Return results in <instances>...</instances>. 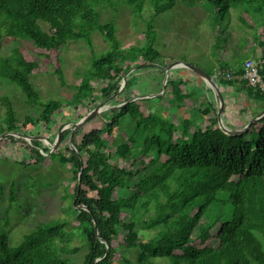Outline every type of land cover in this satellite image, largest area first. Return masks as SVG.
Listing matches in <instances>:
<instances>
[{"label":"trees","instance_id":"16d2710c","mask_svg":"<svg viewBox=\"0 0 264 264\" xmlns=\"http://www.w3.org/2000/svg\"><path fill=\"white\" fill-rule=\"evenodd\" d=\"M146 1L124 0L137 15ZM178 1L214 10L220 23L231 18V9L241 7L248 15L260 18L264 25V0H166L167 6ZM111 2L0 0V43L27 40L40 50L52 51L60 50L69 41L83 40L93 48L92 35L98 30L110 42L108 51L93 57L91 67L76 85V93L65 103L55 99L41 101L32 81L33 71L40 68L38 59H29L20 47L13 48L8 55L0 54V77L15 83L26 95L28 105L36 110L37 118L27 116V122L51 124L54 114L64 106L78 109L81 104L93 103L96 107L99 103L95 94H100L103 101L115 95L133 66L143 65L129 75L126 88L110 100L113 105L137 95L136 72L142 68H161L164 73L163 67L144 66L168 65L167 58L154 46L152 22L143 52L144 64L139 62L140 58L130 60L129 51L121 47L113 21L101 23L100 7ZM165 7L159 5L154 14ZM41 22L50 24V30H44ZM223 34L221 30L216 43L218 50ZM242 69L238 72L242 73ZM260 73L264 81V62ZM218 82L223 86L239 85V93L245 92L249 102L258 105V110H252L251 119L264 109L263 90L250 87L245 80H228L224 74ZM184 83L169 76L166 85V92L170 90L172 94L168 102L178 108L196 94L184 90ZM164 97L165 93L157 96L159 101ZM2 102L5 112L0 135L18 130L21 123L13 102L8 97H3ZM142 109L136 100L106 111L111 117H106L108 120L102 127L90 130L81 143L73 139L76 149L67 146V152H59L60 162L71 165L74 172V190L67 195L72 199L70 209L89 245L84 264H93L96 259H101L96 264H114L115 242L121 233L120 245L139 248L137 264H154L151 260L155 258H168L169 264H264V246L257 235V232L264 235V116L244 133L228 134L219 127L214 96L199 107L207 121L205 126L195 125L189 117L177 123L163 114ZM124 113L143 131L146 152L155 153L149 162L142 157L144 153H137L140 146L132 137L124 138L114 152L107 151L106 136L121 129ZM71 131L60 134L59 139L69 137ZM162 156L165 160L158 166ZM113 157L130 166L118 160L113 162ZM154 167H159V171ZM80 178L82 188L74 203ZM121 189L132 194L121 196ZM151 209L153 214L143 219ZM139 220L143 228L156 229L157 234L147 241L141 240ZM65 226V220L40 223L17 245L0 229V264H70L61 256L59 247L54 246L55 240L69 241ZM107 244L111 249L105 256ZM79 248L73 251L78 252Z\"/></svg>","mask_w":264,"mask_h":264},{"label":"rangeland","instance_id":"374dc122","mask_svg":"<svg viewBox=\"0 0 264 264\" xmlns=\"http://www.w3.org/2000/svg\"><path fill=\"white\" fill-rule=\"evenodd\" d=\"M164 4L166 7L154 14L156 7ZM100 12L101 23L106 24L113 21L115 24L121 47L129 51L130 60L140 58L139 62L144 64L143 52L148 40L149 23L152 22L155 33L154 46L167 58L168 63L174 60H185L213 74L217 73L216 69L221 63V68L218 69L221 74L217 76V81L229 66H240L245 60L257 57L258 46L253 41L264 32V25L260 22V18L248 15L241 7L231 9V18H226L221 23L214 10L200 4L189 6L182 1H178L173 6H167L166 0H147L140 15H137L124 0H112L110 4L100 7ZM41 25L44 30H50V24L41 22ZM221 30L224 34L220 39L221 49L218 50L216 43ZM92 38L93 48L83 40H79L69 41L60 50L52 51L40 50L27 40L0 43V54L8 55L13 48L20 47L29 59H38L40 68L33 71L32 81L40 93L41 101L47 102L55 99L65 103L76 93V85L80 84L91 67L93 57L100 56L110 49V42L106 40L101 31L94 32ZM233 41L238 45H234ZM132 48L134 49L131 50ZM136 73V86L139 91L136 92L137 95L161 92L164 79L161 68H142ZM204 83L206 84L205 81ZM141 87L143 90L140 89ZM3 97H8L13 102L21 123L18 130L6 131L0 135V229L8 233L13 245H17L23 240L25 234L33 231L38 224L65 220L64 229L69 241L64 243L55 240L54 246L59 247L61 256L70 264H84L89 245L85 234L79 228L75 213L70 209L72 199L70 195H67L68 192L72 193L74 190V172L71 165H64L60 162L59 153L67 152L66 147H72V144L69 141L70 136L62 141L59 137L60 134L72 130L71 122L80 120L81 116H85L88 110L94 108V104H81L78 109L64 106L54 114L51 124L35 125L26 121L27 116L37 118L36 110L26 101V95L15 83L1 77L0 122L5 112ZM95 97L96 103L103 102L100 94L96 93ZM171 98L172 94L170 90H167L164 100L159 101L157 97H154L143 101L137 100V102L144 108L142 109L144 112L163 114L177 123L189 117L194 120L195 125H206V118L200 114L199 108L195 105L196 101L189 98L182 108H178L168 102ZM108 106H113V103L109 101ZM106 117L110 118L111 113L104 112L92 119L77 130L73 139L81 143L90 130L102 127L103 123L108 120ZM120 128L115 129L114 134L106 136L107 151L114 152L118 143H122L124 138L132 137L140 146L136 148L137 153H144L142 157L146 162L155 156L152 151L146 152L143 131L136 126L135 120L128 113L122 115ZM18 134L26 135V137ZM37 151L40 153L38 154ZM137 157L140 159V155ZM117 160L112 158L113 162ZM164 160L165 156H162L159 164L157 163L158 166ZM118 161L125 166H130L122 160ZM155 170L159 171V167ZM130 194L132 191L127 189L119 191L121 196ZM153 212L151 209L143 216V219L146 220ZM137 229L143 241L157 234L156 229L143 228L140 220ZM257 235L264 246V235L259 232ZM120 242H123V233L115 242L117 253L114 264H137L139 248H128L120 245ZM77 247H80L79 251H73ZM151 262L169 264L170 260L155 258Z\"/></svg>","mask_w":264,"mask_h":264},{"label":"water","instance_id":"95a60500","mask_svg":"<svg viewBox=\"0 0 264 264\" xmlns=\"http://www.w3.org/2000/svg\"><path fill=\"white\" fill-rule=\"evenodd\" d=\"M141 66H143V65L133 66L127 71V73L123 77L122 85H121L119 91L115 95H113L110 98L106 99L105 101L101 102L99 105H97L92 110H90L80 120H78L76 122H71L72 125H73V128H72V131H71V134H70V137H69V141L72 144V149H76L74 144H73V137H74L75 133L77 132V130H79L81 127L86 125L92 119H94L97 116H99L101 113L106 112V111L111 110V109H117V108L123 107L124 105H126L127 103H130L132 101H136V100H140V99H147V98H154V97H157V96H160V95L164 94L165 91H166V85H167V82H168V78L170 76V72H171L172 69L177 68V67H185V68H188V69L194 71L212 89V91L214 92V95H215V97L217 99V102H218L217 117H218L219 127L224 132H226L228 134H241V133H244L245 131H247L249 129V127L252 124L257 122L260 118H262L264 116V109H263L257 115H255L243 128H241V129H231V128H229L225 124V121H224V114L226 112L225 96H224V93H223L221 85L219 84V82L216 79L217 78L216 74L211 75L210 73H208L207 71H204L203 69H201L197 65L189 63V62H187L185 60H174V61L168 63V65H166V66H161L158 63H147V64H144V66H159V67H163V69H164V73H163L164 79H163V85H162L161 92L160 93L136 95L135 97L131 98L127 102H123V103H120V104H117V105H113V106H108V102L110 100H112V98H114L115 96H118L126 88L129 75L133 71H135L136 69H138ZM12 134H16V133H12ZM18 135L26 137V135H22V134H18ZM33 138H35V137H33ZM81 188H82V180L80 178L79 179V184H78L77 196L75 198L74 203L76 202V200H77V198H78V196H79V194L81 192ZM80 206L81 205H79V207ZM95 228H97L96 225H95ZM110 249H111L110 245L107 244V252H106L105 256L108 255V253L110 252ZM100 260L101 259H96L93 262V264H96Z\"/></svg>","mask_w":264,"mask_h":264},{"label":"crops","instance_id":"0c3cea01","mask_svg":"<svg viewBox=\"0 0 264 264\" xmlns=\"http://www.w3.org/2000/svg\"><path fill=\"white\" fill-rule=\"evenodd\" d=\"M253 43L254 44L256 43L258 46L256 50L257 57L253 60L261 61L262 58L264 57V32H263V35L260 34V36L257 39H255ZM234 45L237 46L238 43L234 42ZM226 54L229 55L228 52H226ZM249 59H252V58H249ZM221 65H222L221 63L218 65L216 71H218V69L221 68ZM242 65L243 63L240 66L231 65L228 68H226V70L231 69V70L241 71V69L243 68ZM170 76L174 79L183 80L185 83L182 85V88L186 91L188 89L187 92L196 93L195 96L191 99L193 101H196L195 105L197 106V108H199L201 104H204L206 102V99H212L213 96L215 100L217 101L214 95V92L210 90V87L206 85L204 81L201 80L197 74L193 73L192 70L185 68V67H177L171 70ZM239 80H242V79H239ZM221 87H222V90L225 96V101H226V112L224 114L225 124L228 127H232L233 129L243 128L251 120L252 110H257L259 108L258 105L254 102L250 103L247 97L245 96L246 94L245 92L241 91L239 93L240 91L239 85H236V86L221 85ZM137 89H138L137 86H135L134 91L139 92ZM140 89L143 90L142 87ZM239 100H242V101H239ZM243 100H244V103H243Z\"/></svg>","mask_w":264,"mask_h":264},{"label":"built area","instance_id":"2783aa9c","mask_svg":"<svg viewBox=\"0 0 264 264\" xmlns=\"http://www.w3.org/2000/svg\"><path fill=\"white\" fill-rule=\"evenodd\" d=\"M261 62H264V60L254 61L253 59H247L242 65V73L230 69L222 74H224L228 80L242 79L245 80L250 87L264 91V81L260 73ZM219 74H221L220 71H217L216 76Z\"/></svg>","mask_w":264,"mask_h":264}]
</instances>
